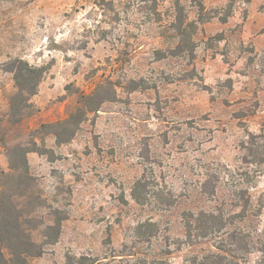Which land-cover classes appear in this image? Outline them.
I'll use <instances>...</instances> for the list:
<instances>
[{
    "label": "rangeland",
    "instance_id": "1",
    "mask_svg": "<svg viewBox=\"0 0 264 264\" xmlns=\"http://www.w3.org/2000/svg\"><path fill=\"white\" fill-rule=\"evenodd\" d=\"M17 147L27 264H264V0H0V175Z\"/></svg>",
    "mask_w": 264,
    "mask_h": 264
},
{
    "label": "trees",
    "instance_id": "2",
    "mask_svg": "<svg viewBox=\"0 0 264 264\" xmlns=\"http://www.w3.org/2000/svg\"><path fill=\"white\" fill-rule=\"evenodd\" d=\"M10 71L14 73L18 87V93L12 99L11 105V122L17 124L22 122L26 116V112H23L24 109L32 107L29 100L30 97L37 94L44 71L21 60H18ZM94 96H84L82 106L77 113L67 120L51 125L44 124L41 127H61L69 131V127L79 121V118H82L85 113L99 110L100 106L90 105ZM72 127H74V130L70 132V137L78 129L75 126ZM53 133L60 138V134L56 130ZM61 143L65 142L61 140ZM10 151L11 153H17L19 160L17 164L11 162L10 172H2L0 175V264H27L28 257L41 256L44 250L42 245H38L32 240L27 222L24 219V213L20 209L17 200L31 191L34 178L29 172L27 154L38 151L21 147ZM48 228L55 234L53 240H50L47 244H54L60 235V225L56 224Z\"/></svg>",
    "mask_w": 264,
    "mask_h": 264
}]
</instances>
